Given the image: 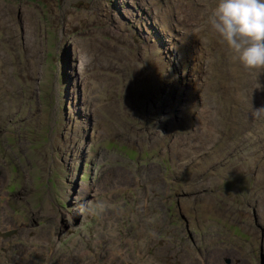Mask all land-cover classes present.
Returning a JSON list of instances; mask_svg holds the SVG:
<instances>
[{
	"label": "rangeland",
	"instance_id": "obj_1",
	"mask_svg": "<svg viewBox=\"0 0 264 264\" xmlns=\"http://www.w3.org/2000/svg\"><path fill=\"white\" fill-rule=\"evenodd\" d=\"M217 3L0 0V264H260L264 69Z\"/></svg>",
	"mask_w": 264,
	"mask_h": 264
},
{
	"label": "clouds",
	"instance_id": "obj_2",
	"mask_svg": "<svg viewBox=\"0 0 264 264\" xmlns=\"http://www.w3.org/2000/svg\"><path fill=\"white\" fill-rule=\"evenodd\" d=\"M213 17L211 27L232 59L246 70L264 69V0H218Z\"/></svg>",
	"mask_w": 264,
	"mask_h": 264
},
{
	"label": "bare ground",
	"instance_id": "obj_3",
	"mask_svg": "<svg viewBox=\"0 0 264 264\" xmlns=\"http://www.w3.org/2000/svg\"><path fill=\"white\" fill-rule=\"evenodd\" d=\"M132 2H133V0H131ZM138 1V0H137ZM174 1V0H173ZM139 3V2H138ZM170 4V3H169ZM121 5V4H120ZM138 5V4H137ZM173 6H174V4H173ZM13 8V7H12ZM110 8V7H109ZM119 8V7H118ZM121 9V8H120ZM145 9L147 10V9H149V10H151V12H152V9L151 8H148V4L145 6ZM167 9V8H166ZM65 10V9H64ZM70 10V9H69ZM109 11V10H108ZM173 11V10H172ZM69 13V12H68ZM73 13V12H72ZM112 14V13H111ZM77 15V14H76ZM87 15V14H86ZM117 15V14H116ZM177 15H180V13L178 12V14ZM70 16V15H69ZM73 16V15H72ZM3 17V16H2ZM1 17V18H2ZM84 17V16H83ZM147 17H149V16H147ZM3 18H5V17H3ZM87 18V17H86ZM116 18V17H115ZM123 18V17H122ZM151 18H153L154 20H155V22L157 21V16L154 14V13H152L151 14ZM80 19V18H79ZM119 20H121V19H119ZM125 21V20H124ZM159 21V20H158ZM26 22V21H25ZM120 22V21H119ZM183 22V21H182ZM124 23V22H123ZM1 24V23H0ZM3 24V23H2ZM34 24V23H33ZM184 24V23H183ZM25 25V24H24ZM117 25V24H116ZM128 25V24H127ZM185 25V24H184ZM31 26H32V24H31ZM34 26V25H33ZM34 27H36V26H34ZM39 27V26H38ZM123 28V27H122ZM127 29V28H126ZM27 30V29H26ZM38 30H40L39 28H38ZM30 31V30H29ZM32 31H34L33 29L31 30V32ZM161 31V30H160ZM178 31V30H177ZM176 32V31H175ZM27 33V32H26ZM25 33V34H26ZM34 33V32H33ZM37 33V32H36ZM132 33V32H131ZM160 33V32H159ZM28 34V33H27ZM35 34V33H34ZM153 34V33H152ZM185 33H183V35H184ZM125 35H128V34H125ZM180 36V35H179ZM171 37V36H170ZM173 37H175V36H173ZM27 38V37H26ZM71 38V37H70ZM147 38V37H146ZM158 39H159V37H157ZM176 38V37H175ZM66 39V38H65ZM64 39V40H65ZM73 39V38H72ZM163 39V38H162ZM71 40V39H70ZM141 40V39H140ZM139 40V41H140ZM155 40V39H154ZM160 40V39H159ZM179 40V39H178ZM177 40V41H178ZM32 41V40H31ZM132 41V40H131ZM147 41V40H146ZM181 41V40H180ZM129 42V41H128ZM171 42V41H170ZM169 42V43H170ZM176 42V41H175ZM10 43H12V42H10ZM30 43V42H29ZM33 43V42H32ZM135 43V42H134ZM146 43V42H145ZM187 43V42H186ZM185 43V44H186ZM190 43V42H189ZM28 44V43H27ZM85 44V43H84ZM142 44V43H141ZM164 44V43H163ZM162 44V45H163ZM33 45V44H32ZM35 45V44H34ZM37 45H40L39 44V41H38V44H36V46ZM132 45H133V43H132ZM171 45V44H170ZM36 46H34L35 47V50L37 49V48H39V47H37L36 48ZM136 46V45H135ZM138 46V45H137ZM142 46V45H141ZM144 46V45H143ZM175 46V45H174ZM183 46V45H182ZM30 47V46H29ZM135 48H137V47H135ZM140 48V47H139ZM225 48V47H224ZM223 48V49H224ZM32 49V48H31ZM195 49V48H194ZM34 50V49H33ZM144 50V49H143ZM228 50V49H227ZM181 51V50H180ZM192 51V50H191ZM225 51H226V49H225ZM229 51V50H228ZM37 52V51H36ZM145 52V51H144ZM143 52V53H144ZM148 52V51H147ZM184 52V51H183ZM188 52V51H187ZM38 53V52H37ZM36 53V54H37ZM182 53V52H181ZM201 53V52H200ZM223 53H225L224 51H223ZM78 54V53H77ZM163 54V53H162ZM141 55H143V54H141ZM164 55V54H163ZM200 55V54H199ZM227 55V54H226ZM182 56V55H181ZM148 57V56H147ZM182 57H184V56H182ZM203 57V56H202ZM78 58V57H77ZM111 58V57H110ZM165 58V57H164ZM187 58V57H186ZM195 58V57H194ZM200 58H201V56H200ZM73 59V58H72ZM149 59V58H148ZM159 59H160V57H159ZM167 59V58H166ZM189 59V58H188ZM202 59V58H201ZM77 60V59H76ZM107 60H109L108 58H107ZM152 60V59H151ZM158 60V59H157ZM182 60V59H181ZM196 60V59H195ZM230 60H231V58H230ZM233 60V59H232ZM74 61V60H73ZM148 61V60H147ZM166 61V60H165ZM174 61V60H173ZM172 61V62H173ZM203 61V60H202ZM152 62V61H151ZM181 62V61H180ZM185 62H186V60H185ZM200 62H201V60H200ZM57 63H59V62H57ZM158 63V62H157ZM177 63V62H176ZM199 63V62H198ZM202 64H204L203 62H202ZM229 64H231V63H229ZM236 64H238V63H236L235 62V65L234 66H236ZM34 65V64H33ZM57 65V64H56ZM148 65V64H147ZM161 66H162V64H160ZM196 65V64H195ZM158 66V65H157ZM186 66V65H185ZM184 66V67H185ZM199 66V65H198ZM238 66V65H237ZM70 67V66H69ZM149 67V66H148ZM232 67V66H231ZM241 67H243V66H241ZM76 68V67H75ZM157 68V67H156ZM203 68V67H202ZM160 69V68H159ZM201 69V68H200ZM233 69H236L235 67L233 68ZM238 69H239V67H238ZM237 69V70H238ZM243 69V68H242ZM193 70V69H192ZM79 71V70H78ZM179 71V70H178ZM60 72V71H59ZM71 72V71H70ZM202 72V71H201ZM245 72V71H244ZM244 72H242V73H244ZM162 73V72H161ZM174 73V72H173ZM172 73V74H173ZM236 74H237V71L235 72ZM60 74V73H59ZM248 74V73H247ZM168 75V74H167ZM242 76V75H241ZM186 77V76H185ZM248 77V76H247ZM250 77V76H249ZM62 78V77H61ZM246 79V78H245ZM244 79V80H245ZM246 81H248V79L246 80ZM246 81H245V83H246ZM205 82V81H204ZM203 82V83H204ZM249 82V84H251L250 83V81H248ZM253 82V81H252ZM200 83V82H199ZM240 83V82H239ZM244 83V82H243ZM76 84V83H75ZM207 84V83H206ZM247 84V83H246ZM79 85L81 86V82L79 83ZM241 85V84H240ZM240 85H238L239 87H240ZM243 85H245V84H243ZM75 86V85H74ZM206 87H207V85H206ZM74 88V87H73ZM80 88V87H79ZM205 88V87H204ZM248 88V87H247ZM69 89V88H68ZM199 89V88H198ZM242 89V88H241ZM243 89H244V87H243ZM250 89V88H249ZM254 89V88H253ZM125 90V89H124ZM204 90V89H203ZM76 91H78V90H76ZM250 91V90H249ZM248 91V92H249ZM74 92V91H73ZM81 92H82V95L85 97V95H87V93L84 91V90H81ZM246 92V91H245ZM72 93V92H71ZM75 94V93H74ZM248 94V93H247ZM67 95V94H66ZM75 96H76V94H75ZM75 96H74V100H75ZM72 97V96H71ZM95 97V96H94ZM97 98V97H96ZM17 99V98H16ZM70 99V98H69ZM232 99V98H231ZM246 99V98H245ZM252 99V98H251ZM18 100V99H17ZM233 100H235V99H233ZM250 100V99H249ZM71 101V100H70ZM88 101V100H87ZM238 101H240V99L238 100ZM252 101V100H251ZM12 102V101H11ZM75 102H77V101H75ZM97 102H98V100H97ZM200 102V101H199ZM90 103V102H89ZM203 103V102H202ZM250 103V102H249ZM12 104V103H11ZM14 104H15V101H14ZM13 104V105H14ZM114 104V103H113ZM119 104H120V102H119ZM198 104V103H197ZM209 104V103H208ZM65 105V104H64ZM109 105V104H108ZM118 105V104H117ZM216 105V104H215ZM99 106V105H98ZM107 106V105H106ZM110 106V105H109ZM120 106H121V104H120ZM203 106V105H202ZM71 107V106H70ZM89 107V106H88ZM113 107V106H112ZM116 107V106H115ZM207 107V106H206ZM95 108V107H94ZM99 107H97V109H98ZM204 108V107H203ZM216 108V107H215ZM88 110L87 111H89V112H91V109H89V108H87ZM105 109V108H104ZM199 109V108H198ZM216 109H218V108H216ZM78 110V109H77ZM92 110H93V108H92ZM95 110V109H94ZM117 110V109H116ZM74 111V110H73ZM100 111V110H99ZM122 111V110H121ZM202 111H203V109H202ZM71 112V111H70ZM79 112V111H78ZM107 112H110V111H107ZM111 112H112V110H111ZM199 112V111H198ZM86 112L84 111V115H85V117L88 115V113L87 114H85ZM92 113H94V112H92ZM113 113V112H112ZM116 113H120V111L119 112H116ZM73 114V113H72ZM110 114V113H109ZM117 114V115H118ZM122 114V113H121ZM199 114V113H198ZM202 114V113H201ZM200 115V114H199ZM114 116H115V114H114ZM122 116V115H121ZM116 117V116H115ZM111 118V117H110ZM113 118V117H112ZM119 118H120V116H119ZM234 118H235V115H234ZM95 119V118H94ZM97 119V118H96ZM237 119V118H236ZM241 119V118H240ZM115 120V119H114ZM117 120V119H116ZM75 123H76V120H73ZM238 121V120H237ZM95 122V121H94ZM100 122V121H99ZM98 123V122H97ZM74 124V123H73ZM96 124V123H95ZM98 125V124H97ZM128 124H126V126H127ZM71 126V125H70ZM123 126V125H122ZM97 128V127H96ZM75 129V128H74ZM73 129V130H74ZM94 130V129H93ZM95 131V130H94ZM97 131V130H96ZM100 132V131H99ZM102 133V132H101ZM94 133H92V135H93ZM98 135H99V133H98ZM75 136V135H74ZM95 137H96V135H95ZM81 142V141H80ZM74 150V149H73ZM253 152V151H252ZM71 153V152H70ZM77 153V152H76ZM82 153V152H81ZM82 159V158H81ZM74 160V159H73ZM73 163V162H72ZM72 166V165H71ZM80 166V165H79ZM73 167V166H72ZM148 175V174H147ZM144 179H145V177H143ZM151 178V177H150ZM153 178V177H152ZM147 179V178H146ZM85 190V189H84ZM84 192V191H83ZM82 194V193H81ZM84 195V194H83ZM261 198H263V197H261ZM149 199V198H148ZM185 199V198H184ZM205 199V198H204ZM264 199V198H263ZM262 199V200H263ZM187 200V199H186ZM261 200V201H262ZM261 201H260V203H261ZM210 202V201H209ZM22 203V202H21ZM20 203V204H21ZM183 203V202H182ZM214 203V202H213ZM260 203H258V204H260ZM24 204V203H23ZM186 204H188V203H186ZM210 204V203H209ZM143 205V204H142ZM146 205V204H145ZM260 205H262V204H260ZM187 206V205H186ZM207 206V205H206ZM216 207L214 204L212 205V207ZM144 207V206H143ZM184 207V206H183ZM209 207H211V206H209ZM212 207H211V209H212ZM185 208V207H184ZM187 208V207H186ZM260 208V207H259ZM204 209V208H203ZM203 209H202V212H203ZM206 209V208H205ZM216 209H217V207H216ZM213 210V209H212ZM225 210V209H224ZM204 211H207V210H204ZM223 211V210H222ZM227 211V210H226ZM209 212H210V209H209ZM218 212H219V210H218ZM221 212V211H220ZM261 212V211H260ZM205 213V212H204ZM228 213V212H227ZM227 213H226V215H227ZM219 214V213H218ZM218 214H217V216H218ZM221 214V213H220ZM223 215H224V211H223ZM220 216V215H219ZM224 217V216H223ZM226 217V216H225ZM143 233H141V235H142ZM44 236V235H43ZM142 243V242H141ZM165 247V246H164ZM226 250V249H225ZM230 251V250H229ZM261 252H262V250H261ZM262 259L264 260V251L261 253V260H260V264H261V261H262ZM40 260V259H39ZM41 261V260H40ZM205 262H206V260H205Z\"/></svg>",
	"mask_w": 264,
	"mask_h": 264
},
{
	"label": "water",
	"instance_id": "obj_4",
	"mask_svg": "<svg viewBox=\"0 0 264 264\" xmlns=\"http://www.w3.org/2000/svg\"><path fill=\"white\" fill-rule=\"evenodd\" d=\"M261 264H264V260L262 259V262H261Z\"/></svg>",
	"mask_w": 264,
	"mask_h": 264
}]
</instances>
